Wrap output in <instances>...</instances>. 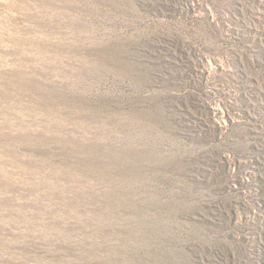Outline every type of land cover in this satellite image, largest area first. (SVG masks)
Instances as JSON below:
<instances>
[{
  "label": "rangeland",
  "instance_id": "obj_1",
  "mask_svg": "<svg viewBox=\"0 0 264 264\" xmlns=\"http://www.w3.org/2000/svg\"><path fill=\"white\" fill-rule=\"evenodd\" d=\"M0 264H264V0H0Z\"/></svg>",
  "mask_w": 264,
  "mask_h": 264
}]
</instances>
